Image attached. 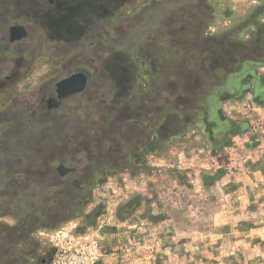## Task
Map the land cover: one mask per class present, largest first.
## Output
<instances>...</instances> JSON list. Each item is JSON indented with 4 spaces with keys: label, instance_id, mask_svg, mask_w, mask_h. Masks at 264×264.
<instances>
[{
    "label": "rangeland",
    "instance_id": "1",
    "mask_svg": "<svg viewBox=\"0 0 264 264\" xmlns=\"http://www.w3.org/2000/svg\"><path fill=\"white\" fill-rule=\"evenodd\" d=\"M260 2V0H174L171 3L172 7H180V4H183L182 8H180L182 13L186 10L184 7L189 4L194 6L193 15L196 12L198 17L206 19L204 25L202 21L199 23L202 24L206 37L210 38L209 40H212V42L208 44L203 40H197L192 36L191 31H184L185 45L182 47L185 51H177L172 56L175 57L173 61L177 62L175 63L176 69L172 73L185 81H189L191 77L199 79L204 74L202 79L206 81L207 85L200 88L207 87L211 89L212 86L208 85L210 81L212 83L220 81L225 84L223 94L226 91V97L231 95L234 98L244 89H248V95L251 97L254 96L252 95L254 93L262 96L261 89H259L257 84V77L264 73L261 65H257L254 62L248 63L244 71L233 74L227 73L228 71H239V61L234 58L245 57L249 48L254 49V52L248 54L251 55L248 56L249 58L264 57L261 48L264 41L262 42V38H260L264 32V0L263 7L260 6ZM148 3L149 0H135L132 5H126L122 9V13L128 14L138 11V13L146 15V11L149 12V10L153 9L152 5L146 7ZM204 3L207 4L205 8L202 7ZM201 7L203 10H200ZM261 8L263 9L260 10ZM8 12L10 13L9 10H3L2 6H0V132L4 131L5 122H19L21 132L18 129L14 135L19 140L28 142L36 139L40 134V131L33 126L42 122L47 125L48 134L52 130L55 133L63 131L65 126L73 123L78 124L79 128L74 134L79 133V136L81 135L83 138L87 137L91 131H100L106 126L112 127V130L117 134L115 147L110 151V156L114 159L113 170L102 173V175L98 173L95 178H92L90 172L93 171L89 164L83 161L80 164L78 163L80 172L75 177L72 174L78 169L73 164L63 165L69 170L64 175H60L57 171L61 164L57 166V175L65 179V188H68L69 191L66 197H70L69 199L73 198L75 190L79 186L78 181L81 179L86 191L80 192V195L82 194L81 198L88 200V203L80 210H78L79 208L76 204L66 203L65 209L62 208L57 212V215L49 217L48 224H51L52 228L40 229L33 234L32 241L28 245V250L37 257L33 263H39V259L44 258L47 259L44 264H53L56 253L55 242L60 235L58 232L71 230L77 234L89 233L100 245L102 244L103 257L100 264H107L106 247L109 246V241L102 242L101 235L105 237L104 235L108 233V230L114 227L112 225L114 219L112 220L111 217L115 213L114 211L112 212V209L114 210L115 207H118L117 203L121 201L117 198L118 192L115 189H118V186L131 184L130 180H133L134 173L144 174V180H148V168L152 169L151 173L153 171L155 174L157 173L155 176L158 179L161 178L159 175L166 174L164 171L158 172V169L176 170L177 173L181 171L180 169H195L188 168L192 166L184 164L187 162L184 161V151L181 150L185 146L192 145L210 147L212 145L208 141L210 137L213 138L214 135L221 137L224 135L223 117L227 121L229 114L224 112L222 110L223 107L219 105L227 104L230 101H226V97L221 98L218 103L213 101V99L207 100L204 109H206L209 117L204 118V113H198L194 121V123L197 122V125L191 127L192 130L186 129L184 126L174 127V125H170L153 134L149 120L150 115L148 114L152 104L142 94V89H136L135 95L129 96V99L127 98L122 106L116 100L114 101L115 103L109 102L108 105L101 106L102 99L108 100L107 97L110 94L112 82L108 78L98 79L96 69L92 68L94 64L90 60L93 53L92 50L89 51L87 48L78 49L79 44L68 47L47 38L30 13L12 15L13 20L6 24L7 20L5 18L10 17ZM159 13L158 10L156 14L159 15ZM253 23L260 24L253 27ZM16 27L24 29L25 32L21 31L24 34L22 37L11 34V29ZM158 33L159 31L156 32V34ZM192 38L194 39L191 40ZM161 47L163 46L161 45ZM167 49L165 48L161 51L160 47H156L154 53L147 52V54L149 56L157 54L155 58L158 57V63L163 64L168 52ZM187 50H191L192 53L189 54ZM212 53H215L213 58H211ZM217 54L220 55L221 61L217 59ZM187 56H189V61L185 60ZM150 70L148 66L141 67L143 74L141 73L138 88H141L140 86L143 83L147 84L151 73ZM153 71L155 74L157 73L156 78L160 79V83L167 80L155 68ZM78 73H84L87 76L85 90L77 94V96H70L72 98L62 99L60 104L55 106L50 91L60 81ZM147 75L146 79L145 76ZM113 87L114 83L112 90ZM207 88L204 91H208ZM145 99L148 100L147 105ZM199 100L202 101L204 99H197L196 101L198 102H195L196 107L201 106ZM45 107L48 113H44ZM243 109L244 106H238L234 111L239 114ZM240 115L242 116V114ZM162 118H164V115L160 113L154 118L153 122L159 125L162 123ZM205 120L209 124L207 127L202 123ZM180 135L184 136L181 137ZM55 136L58 137L59 135ZM98 137L101 141L105 138L101 137V135H98ZM211 141L213 140L211 139ZM182 154L184 157H182ZM140 167H143V172L139 171L138 168ZM188 171L186 170L183 175H188ZM137 182L136 184H139ZM176 183L179 187L182 186L173 179V184ZM227 191L229 189L224 188V193ZM169 193L174 194V189H170ZM126 194V192H123L119 195V198L125 199ZM162 194H168L167 190L163 191ZM250 194L251 196L248 197L244 194L240 196L244 197V199L236 198L235 202H231L230 206H227L224 216L232 214L236 217V221L240 219L243 221V217L246 216L251 218V222H254L255 218H257L259 222L257 227L259 231L264 233V191L256 193L251 191ZM150 195L153 198L151 200H149L148 195L142 194L139 196L140 199L136 198L137 200L129 202V204L132 203L131 205L136 207L129 212L124 210L121 214H124V216L128 215L131 220L136 216H153V213L157 215L158 211H153V209L147 208L148 210H145L144 208L139 211L142 204L151 206L152 201L155 204L158 197L157 190ZM167 199L171 198L168 197ZM103 210L105 211L103 212ZM98 211L101 217H108L106 221H104L105 219H99V221L97 220L94 223H88V216H94ZM137 211L139 212L136 213ZM13 218L12 216H1L0 214V223L13 225L15 223ZM134 220L140 221L139 218ZM219 222L223 224L222 219ZM241 227L243 228L242 230H247V232H250V230L254 231V228L250 229V226ZM118 252L122 253L121 250Z\"/></svg>",
    "mask_w": 264,
    "mask_h": 264
},
{
    "label": "trees",
    "instance_id": "2",
    "mask_svg": "<svg viewBox=\"0 0 264 264\" xmlns=\"http://www.w3.org/2000/svg\"><path fill=\"white\" fill-rule=\"evenodd\" d=\"M134 1L0 0V6L3 10L10 11V17L5 18L6 24L13 20L12 15L30 13L47 38L68 47L79 44L78 49L92 50L90 60L94 64L92 68L96 69L98 79L108 78L112 82L108 100L102 99L101 106L104 107L115 100L122 106L129 96L135 95L136 89H142V94L152 104L148 114L153 134L170 125L189 127L198 113H204V118H208L209 114L204 106L209 99L218 103L221 98L226 97V91L223 94L225 84L210 81L208 85L212 86L211 89L206 87L208 91H204L206 88H200L207 85L202 79L204 74L199 79L191 77L189 81H185L172 73L177 63L173 61L175 57L172 56L177 51H185L182 47L185 45L184 31H191L197 40L208 44L212 42L202 28L206 19L198 17L196 12L193 15L194 6L189 4L184 7L186 10L182 13L180 8L183 4L179 3L180 7H172L174 0H149L146 7L152 5L153 9L146 11V15L138 11L122 13V9L126 5H132ZM202 7H207V4L204 3ZM202 7L200 10H203ZM158 10L159 15L156 14ZM201 21L202 24L199 23ZM259 24L253 23L252 26ZM260 38L263 42L264 32ZM156 47H160L161 51L168 48L163 64L158 63V57L155 58L157 54H147L154 53ZM261 48L264 53V44ZM251 52H254L253 48H249L245 57H235L234 59L239 61V71L227 73L242 71V66L250 61L264 64V57L249 58L251 55L248 54ZM214 56L215 53H212L211 58ZM216 57L221 61L219 54ZM188 58L189 56L185 60L189 61ZM142 66L150 67L151 73L147 84L143 83L141 88H138L141 73L143 74ZM154 68L167 80L160 83ZM145 77L147 79L148 75ZM258 82L264 86V76ZM199 98L204 100H199L201 106L196 107L195 102H198L196 100ZM148 100L145 99L146 105ZM44 113H48L46 107ZM160 113L164 118L161 119L162 123L157 125L153 120ZM77 125L73 123L65 126L63 131L55 133L52 130L48 134L47 125L39 122L33 126L40 131L37 138L23 142L14 135L18 129L21 132L20 123H4V131L0 132V214L14 217L15 223L0 224V264H34L37 257L28 250L33 234L40 229L52 228V225L48 224L49 217L57 215L62 208L65 209L66 203L76 204L78 210L88 203V200H83L82 194L80 195V192L86 191L81 179L73 198L66 197L69 191L65 188V179L57 175V166L73 164L78 169L72 174L76 177L80 172V162L85 161L93 171L90 172L92 178L98 173L102 175L114 169V159L110 156V151L115 147L117 134L112 127L106 126L101 132L91 131L83 138L79 133L74 134L79 130ZM98 135L105 137L103 141L98 139ZM39 260L36 264H44L47 261L44 258Z\"/></svg>",
    "mask_w": 264,
    "mask_h": 264
},
{
    "label": "crops",
    "instance_id": "3",
    "mask_svg": "<svg viewBox=\"0 0 264 264\" xmlns=\"http://www.w3.org/2000/svg\"><path fill=\"white\" fill-rule=\"evenodd\" d=\"M260 1L263 7V0ZM248 63L253 61L245 63L242 71ZM254 63L261 65L264 72V64ZM263 76L261 73L257 81ZM257 84L262 96L254 93L255 97H251L248 89H244L234 98L228 96L226 101L231 103L219 105L229 114L227 121L223 117L224 135L212 138L209 133L210 147L192 145L181 150L187 162L184 164L195 169H180L178 173L158 169V172H166L158 179L157 173H151L152 169L148 168V180H144V174L134 173L131 184L115 189L121 201L112 209L116 214L111 217L115 220L112 221L114 227L105 237L101 235L102 242L109 241L107 264H264V233L257 227L258 219L251 222V218L245 216L243 221H236L232 214L224 216L227 206L236 198L244 199L240 197L244 194L251 196V191H264V86ZM238 106H244L239 114L234 111ZM202 123L209 125L206 120ZM196 125L197 122L192 123L186 129L192 130ZM138 169L143 172V167ZM186 170L189 174L185 176ZM173 179L181 188L173 184ZM224 188L229 191L224 193ZM170 189H174V194L169 193ZM155 190L158 193L155 204L153 201L151 206L142 204L139 211L153 209L158 211L157 215L134 217L139 218L138 221L121 214L134 209L136 206L129 202L140 199L142 194L153 199L150 194ZM165 190L169 195L162 194ZM123 192L127 193L125 199L119 198ZM167 195L171 199H167ZM99 213L88 216V223L106 221L108 217H101ZM221 219L223 224L219 222ZM241 226H250L254 231L247 232ZM120 250L122 253L118 252Z\"/></svg>",
    "mask_w": 264,
    "mask_h": 264
},
{
    "label": "built area",
    "instance_id": "4",
    "mask_svg": "<svg viewBox=\"0 0 264 264\" xmlns=\"http://www.w3.org/2000/svg\"><path fill=\"white\" fill-rule=\"evenodd\" d=\"M53 264H100L103 257L100 243L89 233L58 232Z\"/></svg>",
    "mask_w": 264,
    "mask_h": 264
},
{
    "label": "water",
    "instance_id": "5",
    "mask_svg": "<svg viewBox=\"0 0 264 264\" xmlns=\"http://www.w3.org/2000/svg\"><path fill=\"white\" fill-rule=\"evenodd\" d=\"M21 31L25 32L22 27L12 28L11 34H13V36L15 35L17 37H22L24 34H22ZM86 85H87V76L84 73L74 74L60 81L50 91L54 100L53 104L56 106L60 104V101L62 99L70 97L75 94L82 93L85 90ZM57 171L60 175H64L68 173L69 170L65 168L63 165H61L60 167H58Z\"/></svg>",
    "mask_w": 264,
    "mask_h": 264
}]
</instances>
